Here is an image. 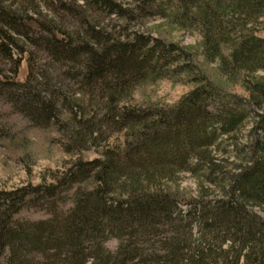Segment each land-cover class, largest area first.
<instances>
[{"label": "trees", "instance_id": "obj_1", "mask_svg": "<svg viewBox=\"0 0 264 264\" xmlns=\"http://www.w3.org/2000/svg\"><path fill=\"white\" fill-rule=\"evenodd\" d=\"M82 1L58 7L74 20L71 33L0 2L5 59L16 63L20 36L66 64L55 83L7 82L16 106L54 128L68 153L105 141L54 182L0 190V264H264V0ZM91 9L113 25L92 22ZM149 16L198 31L202 62L248 96L214 83L191 47L122 24ZM179 76L195 87L177 104L136 100L147 83ZM252 113L240 164L226 172L220 141ZM182 173L196 177L198 195L181 189ZM29 209L49 217L18 218Z\"/></svg>", "mask_w": 264, "mask_h": 264}, {"label": "rangeland", "instance_id": "obj_2", "mask_svg": "<svg viewBox=\"0 0 264 264\" xmlns=\"http://www.w3.org/2000/svg\"><path fill=\"white\" fill-rule=\"evenodd\" d=\"M125 5L134 3V0H120ZM3 5L11 6L19 10L21 13H33V16L46 23H54L60 29L75 32L77 27L72 24L71 16L61 12L60 5L62 3L74 4L76 6L83 5L82 0H0ZM29 11V12H25ZM89 19L94 22L98 17L99 22L104 24L111 23L109 20H104L91 9ZM74 21V20H73ZM76 23V22H75ZM119 23H121L119 21ZM123 24L130 32L140 31L148 32L153 37L162 36L170 42H175L184 47H191L198 54L197 60L201 61V68L204 72L220 86H224L226 90L237 93L240 96L247 97L245 89L242 87L239 80H230L223 77L217 71L216 64L203 63L201 53V34L194 29H180L178 26L168 23L164 18L160 17H144L135 22H125ZM113 25V23H111ZM259 35L264 37V32H259ZM17 48H13L14 59L13 64L8 59H5L0 54V190H14L26 187L28 185L37 186L43 182H54V177H60L62 172L74 162L81 154L87 160H92L98 157L103 151L105 141L103 138L96 143L88 144L87 149L74 150L66 152L62 145L55 140L58 138L54 132V128L36 127L32 120L16 106L13 102V97L9 94L6 83L10 81L24 82L26 79H31V82L40 80L51 83L58 82V78L62 79V73L66 70V64L55 62L45 52L43 48L31 44L26 38L17 36ZM14 66L16 70L14 71ZM259 76L264 74L258 73ZM193 83H186L183 76H179L177 81H172L169 78H163L155 83H147L143 89L138 90L135 98L138 102L155 101L168 105L177 104L183 96L194 89ZM254 113L243 123L239 131L232 138H222L220 141L219 150L224 154L227 160L222 161L221 165L226 172L235 171V168L240 164V149H243L250 141L251 128L254 125ZM108 132V131H107ZM107 134V133H106ZM108 137L107 135L104 136ZM122 137L112 135L108 141L114 143L116 139ZM54 139V140H53ZM107 141V142H108ZM81 151V152H80ZM227 152V153H226ZM78 153V154H77ZM179 184L187 195H198L200 185L196 177L190 173H182L179 176ZM214 190L213 186H210ZM217 195V192L213 194ZM212 196V197H213ZM61 209L66 211L71 207V202L67 200L61 204ZM258 213L264 217V211L257 209ZM49 216L42 211L34 209L24 210L18 216L24 220H40L46 219ZM118 242L112 238L106 246L111 251L117 248Z\"/></svg>", "mask_w": 264, "mask_h": 264}]
</instances>
